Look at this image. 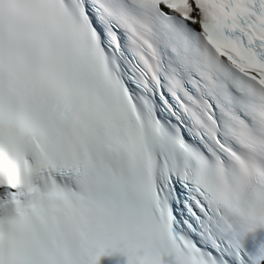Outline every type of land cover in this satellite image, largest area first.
<instances>
[{
  "label": "bare ground",
  "instance_id": "6f19581e",
  "mask_svg": "<svg viewBox=\"0 0 264 264\" xmlns=\"http://www.w3.org/2000/svg\"><path fill=\"white\" fill-rule=\"evenodd\" d=\"M219 101H220L221 103H224V101H222L221 99H219Z\"/></svg>",
  "mask_w": 264,
  "mask_h": 264
}]
</instances>
